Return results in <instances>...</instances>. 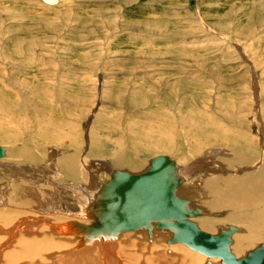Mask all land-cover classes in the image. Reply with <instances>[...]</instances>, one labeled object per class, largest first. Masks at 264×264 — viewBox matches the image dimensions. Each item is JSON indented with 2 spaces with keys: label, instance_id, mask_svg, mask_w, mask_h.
<instances>
[{
  "label": "rangeland",
  "instance_id": "rangeland-1",
  "mask_svg": "<svg viewBox=\"0 0 264 264\" xmlns=\"http://www.w3.org/2000/svg\"><path fill=\"white\" fill-rule=\"evenodd\" d=\"M0 144V209L13 217L2 225L22 222L25 235L34 224L26 238L55 235L45 224L66 215L55 207L49 216L47 197L58 202L59 191L69 204L82 188L103 197L111 173L145 172L159 155L179 173L193 168L176 196L195 222L224 220L197 213V182L206 170L229 181L256 172V154L264 164V0H0ZM236 151L250 157L240 167L229 163ZM205 158L215 163L199 171ZM18 183L39 201H14ZM228 222L217 234L232 231ZM141 227L130 237L151 250L152 233L172 231Z\"/></svg>",
  "mask_w": 264,
  "mask_h": 264
},
{
  "label": "bare ground",
  "instance_id": "bare-ground-1",
  "mask_svg": "<svg viewBox=\"0 0 264 264\" xmlns=\"http://www.w3.org/2000/svg\"><path fill=\"white\" fill-rule=\"evenodd\" d=\"M44 1L49 4L55 5L59 0H56V2L54 3L48 2L47 0ZM0 146H2L5 150L4 155L0 157V162H2L7 157V149L1 144ZM153 148L159 151L169 150V147L161 144ZM214 152L215 154H217L218 151ZM219 153H222L223 155L228 154L227 151H219ZM244 153L245 152L241 151H236L234 154L232 153V157L235 155H237L238 157L235 158V160L232 159L229 163L238 167L244 165V163H246V161H248L250 158H247ZM31 155L32 157H35L33 156V154ZM258 156L259 154H256L255 157L257 159H260V163H257V166H255L257 168L256 172H252L249 174L247 173L240 178H235L232 181L227 180L228 178L225 177H210L211 175L208 172L209 170L202 172L203 175L201 174V176H199L200 179H198L197 183H199V192L201 191L200 194H202L201 196H203V201H200V199L197 201V204H200L199 207H201V209L198 210L197 213L209 214L220 212L224 218V220L221 221H213L210 218L202 219L201 217H197L198 221L195 222V220L191 217V211L188 210V203L176 196V191L180 192L185 188H182V190H177L178 182L175 183L176 179L173 175L174 172L171 170L168 164L157 168V178L158 180L160 179V186L157 189L161 198L159 199V203L148 202L147 200H151V197L153 196H149L147 192L145 195L144 191L138 192L137 194H131L129 195V198H123L122 201H117V199H115L116 197L114 198V201H111L113 196L108 197L110 193L109 190L114 187V192H116L117 184L114 186L111 185L112 187H110L109 190H106L105 193L104 189L102 190V188H98L99 192L101 190L103 191L107 201H105L103 197L97 198L93 196L94 199L90 198L92 196L90 193H88V190H86V188H82L83 193L79 192L78 194H69V197L71 198L69 204L65 203L64 196L63 194H59V191L58 195H56V199L57 197L59 198L58 202V199L55 202L54 196L52 198L50 197L49 199L46 196V199L51 204L49 209L51 215L49 216L52 217V213L55 212V207L61 210L63 214H66L63 216L57 215L56 217H54L53 219L57 223H55L54 221V223H52L51 220H49L50 223L47 222L48 224H45V226L50 227V230L55 235H50L46 233V231H44L42 236L40 235L41 237H39L38 235V237L31 236L29 238H26L25 235H31V231L38 228H35V225L33 224L31 228L27 227L29 232L26 231L25 235H23V233H21V229L25 225H23L22 222L19 225L16 224L10 229H5L6 227H4V225L2 224L8 226L12 214L6 211L7 209L4 210L2 208L0 209V264H141L143 261L144 264H197V262L199 261H202L203 264H225L222 261L221 257L209 256L207 254H205L207 256H204L201 254L203 252L196 250L195 248L190 246V244L186 243V241L190 242L194 238L195 229L201 230L205 234H211L215 236L217 235L221 237L222 241L224 238H230L231 242L229 244V247L231 251L237 257H244L258 244H264V164L261 166L262 161L261 158H258ZM208 159L209 158H205L204 161L202 160V164L196 163V169L199 168L200 171V167L202 165H210L213 161ZM254 159L252 161H254ZM151 160L150 166L146 171L151 168ZM70 162L72 163V161ZM70 162L67 161L68 164L65 165V169H67V172H74L75 166H73L74 168L71 166V164L70 166H68ZM116 163L122 164L123 160L118 159ZM214 163L215 161L212 164ZM219 163L220 165H222L221 162ZM139 165L142 166V163H140ZM183 168H180V173L185 176L187 174L190 175L189 170L193 169L188 168L186 170H183ZM206 169H208V167H206ZM77 171L80 177V173L82 172V170L79 171L77 169ZM197 171L198 170H196L195 172ZM126 173H128L129 175ZM143 173L144 172L133 174L128 171H117L114 174L111 173V180H113L114 178L113 175L117 176L122 174V178L125 177V180H122L125 181L126 185H128L126 183V181H128V176L131 178L139 177V175ZM83 174L84 173H81V177H84ZM80 178L76 179L80 180ZM209 178H212V180ZM208 180L209 182L206 184ZM169 185L171 187L173 186L172 190L167 189ZM201 185L203 186L201 187ZM18 186L19 187L16 186L17 192L15 194L16 197L14 201L17 200L23 205L33 204L34 202L39 201L37 199L38 197L34 195V193L36 194V192L33 191L32 187L27 185V188H23V186L25 187L24 184H19ZM142 186H146V184L140 185V187ZM189 187L195 188V190L197 189L194 185H191ZM23 190L26 191L24 192ZM190 190L192 191L194 189ZM84 192H86V194H84ZM165 192L169 193V195L167 194V197H162ZM75 194L77 195L75 196ZM157 204H159L160 206L163 204V207L167 206V208L169 209L168 212L166 211L167 213L163 214L160 218H154L152 220L143 222L134 229L119 228L120 226L128 223V220L131 218V214H141V212H137L139 210L149 211V209L151 208L155 209L157 207ZM176 210H181V212L184 213V215H182V218L180 217L181 215L178 216V212L177 214L175 213ZM30 211L36 212V210L33 209H30ZM18 213L19 212L17 211L16 216H18ZM32 214L34 215L32 217H35V214L39 215L41 214V212L38 211ZM111 214H114L112 218ZM74 215L78 216V218ZM146 217L147 216H143V218ZM21 219L23 220V218ZM229 220L232 225H228V227L233 226L231 228L232 231H229L228 228L226 232L217 234V231L219 230L217 224L222 222L226 224ZM189 222L191 224H194L195 226L188 224ZM33 223L38 224V222L36 221H34ZM156 223L157 228H166L172 231H160L157 235L152 233L153 236L151 238L155 240V245L152 250L150 249V247L144 244L145 242L139 243L136 238L130 237V235H132L133 232H135V230L141 226L143 227H141L140 230L143 233L147 234L148 228H154ZM230 223L228 222V224ZM236 225L244 226V228ZM42 228L46 229L45 227ZM39 229L41 230V228ZM235 229H237L239 232H233V230ZM123 230L128 231L129 235L125 236L123 234L125 233ZM180 231L183 234V237H181L182 241H173V238L180 235ZM227 232L230 233L227 234ZM61 234H69V236H62ZM34 235H37V233ZM120 236H122L124 239L119 242ZM165 236H167V238ZM144 241H146V239ZM159 245L164 246L163 249L159 250L157 247ZM131 246H133L134 249H131ZM249 247L253 248L250 249ZM248 248L250 250H248ZM147 250L150 251V253H148ZM123 257L126 262H122ZM138 260L139 262H137Z\"/></svg>",
  "mask_w": 264,
  "mask_h": 264
},
{
  "label": "water",
  "instance_id": "water-1",
  "mask_svg": "<svg viewBox=\"0 0 264 264\" xmlns=\"http://www.w3.org/2000/svg\"><path fill=\"white\" fill-rule=\"evenodd\" d=\"M47 1L51 2V3L56 2V0H47ZM4 153H5L4 148L2 146H0V157L3 156ZM167 164L170 166L171 170L174 172L175 179H176L175 183H177L179 181H183V177L178 172L179 167L177 166V164L173 160H171L168 156L161 155V156L154 157L151 160V168L148 171L144 172L143 174L139 175V177H132L131 178L128 176L127 177L128 181H126V183L128 185H126L125 181L122 180V179L125 180V177L122 178V176H123L122 174L117 175V176L113 175L114 176L113 180L109 181L107 184H104L103 189L108 188V190H109L111 185L114 186L117 184V188H116L117 191L116 192H114V189L109 190L110 193H109L108 197L113 196L111 201L112 200L114 201L115 197H116L115 199H117V201H122L123 198L124 199L129 198V195H131V194H135V193L137 194L138 192L144 191L145 195L147 192V194H149V196H153V197H151V200H147L148 202L159 203L160 202L159 199H161V198H160V194L157 191V189L160 186L159 185L160 179L158 180V178H157V174H158L157 168H160V166L162 167V166L167 165ZM126 174H128V173H126ZM161 177H162V175H161ZM144 184H146V186L140 187V185H144ZM127 187H129V188H127ZM143 188L146 190H144ZM172 188H173V186L171 187L169 185L167 189L172 190ZM102 190L100 191V193H103ZM167 194L169 195V193L165 192L162 195V197H164V196L167 197ZM122 195L123 196L126 195V196L123 197ZM118 196H121V197H118ZM105 197L106 196L103 195V198L105 199V201H107ZM129 210H131V209H129ZM168 210L169 209L167 208V206L163 207V204L161 206L159 204H157V207L155 209L151 208V209H149V211L146 210L147 212L139 210L137 212H141V214H131V218L128 220V223H126V224L122 223L124 225L120 226L119 228L134 229V228L138 227L139 224H141L143 222L152 220L154 218L155 219L160 218L163 214H166L168 212ZM137 212H135V213H137ZM142 212H143V214H142ZM177 212H178V216L181 215L180 217L182 218V215H184V213L181 212V210H179V211L176 210L175 213L177 214ZM143 216H147V217L143 218ZM188 224L195 226L194 224H191L190 222ZM194 228H196V227H194ZM228 233H230V232H227V234ZM181 237H183V234L180 231V235L173 238V241H177V240L182 241ZM230 242H231L230 238H224L222 241L221 237H219L217 235L215 236V235H211V234H205L201 230H197V229H195L194 238L190 242L186 241V243L190 244V246H192L196 250L203 252L204 254H207L209 256H214V257H221L222 261L225 264H264V244H261L260 246L251 250L244 257H237L231 251V249L229 247Z\"/></svg>",
  "mask_w": 264,
  "mask_h": 264
}]
</instances>
